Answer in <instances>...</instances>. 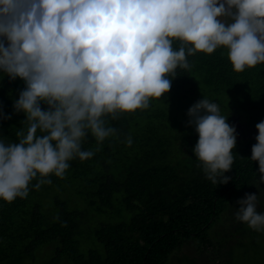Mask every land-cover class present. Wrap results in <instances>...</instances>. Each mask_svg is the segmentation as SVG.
<instances>
[{"label": "clouds", "instance_id": "clouds-1", "mask_svg": "<svg viewBox=\"0 0 264 264\" xmlns=\"http://www.w3.org/2000/svg\"><path fill=\"white\" fill-rule=\"evenodd\" d=\"M218 48L236 73L264 64V0H0V74L23 81L13 110L25 117L18 142L0 136V201L25 198L33 180L39 188L63 177L74 158H91L82 150L89 134L97 145L116 135L105 117L148 108L168 94L177 68H189L187 57ZM187 116L203 173L227 184L235 126L205 97ZM255 127L250 160L258 162L261 192L264 120ZM257 202L245 194L235 218L264 231Z\"/></svg>", "mask_w": 264, "mask_h": 264}, {"label": "trees", "instance_id": "trees-1", "mask_svg": "<svg viewBox=\"0 0 264 264\" xmlns=\"http://www.w3.org/2000/svg\"><path fill=\"white\" fill-rule=\"evenodd\" d=\"M187 60L168 94L148 108L105 117L116 135L97 145L89 134L82 150L91 158H74L63 177L39 188L33 180L25 198L0 201V264H168L194 241L212 256L219 237L236 255L223 264H264V231L235 218L236 197L245 192L258 195L264 212L258 162L250 160L264 120V64L236 73L221 48ZM23 88L0 74V113L10 117H0L5 142H18L25 117L13 103ZM203 97L236 129L227 184L208 180L193 155L198 135L187 111Z\"/></svg>", "mask_w": 264, "mask_h": 264}, {"label": "rangeland", "instance_id": "rangeland-1", "mask_svg": "<svg viewBox=\"0 0 264 264\" xmlns=\"http://www.w3.org/2000/svg\"><path fill=\"white\" fill-rule=\"evenodd\" d=\"M245 194L250 193L245 192L240 197H236V202L242 199V197L244 198ZM218 223H221V221ZM223 242L224 240L221 241V237H219L213 243V248L210 249L212 256L208 254L209 250H205L203 246H199L198 242H191L174 254L168 264H179L177 259L182 256H184V262L182 264H223L229 262L231 259L234 260L236 258L235 253L233 251L231 252L229 246Z\"/></svg>", "mask_w": 264, "mask_h": 264}]
</instances>
